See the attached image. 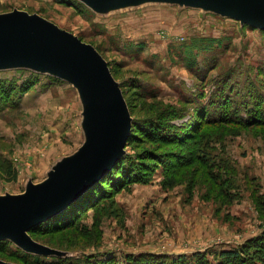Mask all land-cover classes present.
Returning <instances> with one entry per match:
<instances>
[{
    "label": "rangeland",
    "instance_id": "obj_1",
    "mask_svg": "<svg viewBox=\"0 0 264 264\" xmlns=\"http://www.w3.org/2000/svg\"><path fill=\"white\" fill-rule=\"evenodd\" d=\"M121 1L99 9L81 0H0V15H36L92 45L132 122L161 119L160 134L136 127L125 148L133 166L113 186L104 183L95 207L79 213L77 229L28 232L45 252L3 240L0 264H170L195 253L215 262L264 231L263 113L245 127L215 124L191 105L207 103L228 80L231 89L258 95L264 108V29L205 3ZM0 79L13 81L12 101L0 96V197L20 196L85 154L95 135L92 109L75 83L48 67L5 68ZM185 123L188 139L164 141L165 126ZM194 151L211 155L213 166L191 160ZM171 179L176 186L166 187Z\"/></svg>",
    "mask_w": 264,
    "mask_h": 264
},
{
    "label": "water",
    "instance_id": "obj_2",
    "mask_svg": "<svg viewBox=\"0 0 264 264\" xmlns=\"http://www.w3.org/2000/svg\"><path fill=\"white\" fill-rule=\"evenodd\" d=\"M81 1L99 9L114 2ZM177 1L209 4L220 14L264 29V0ZM26 65L48 67L75 83L90 102L95 134L78 161L39 189L0 197V241L45 252L28 232L63 212L114 168L125 154L132 118L119 84L92 45L36 15H0V70Z\"/></svg>",
    "mask_w": 264,
    "mask_h": 264
},
{
    "label": "trees",
    "instance_id": "obj_3",
    "mask_svg": "<svg viewBox=\"0 0 264 264\" xmlns=\"http://www.w3.org/2000/svg\"><path fill=\"white\" fill-rule=\"evenodd\" d=\"M229 83L230 81L225 80L224 82L217 84L216 89L214 90L212 96L209 97L207 103L195 102L191 104L196 106L197 103L198 109H200V112H198L199 115L204 114L206 117V115L211 114V116L205 120L206 122L215 124L234 122L235 124L245 127L256 121L255 117L260 116L257 114V112H262L264 115V108L259 105V99H254L258 95H255V93L252 91H235L229 87ZM7 84H13V81L8 82L6 80L0 79V96H6V98H2L3 101H5L7 98H11L10 100L12 101L13 91L10 90L11 87L8 89ZM24 88L25 89L17 92L15 99H17L19 95L21 96L22 92L29 89L25 86ZM6 89L9 91L6 92ZM15 99L14 102L11 103L14 106H16ZM255 102H258V104ZM259 118L264 119V116ZM160 121L161 119L158 118H153L151 122L143 123H138L137 121L133 120L131 134L128 138L127 145L137 138L135 132L137 130L136 127H140L142 132H145L148 135L151 133L160 134L159 129H157V127L161 125ZM184 127H186V123L183 125V128L181 127L179 130L171 125L168 127L165 126V130L162 132V135H165L166 137L164 141H168V139L172 141V139H175V142L182 143L185 139H188V135L184 132ZM202 153L194 151V153L190 154L189 158L191 160L195 158L200 162H197L199 164H209V166L212 164L211 166H213L215 163L214 158H212L209 154L207 155ZM133 161L134 160H132V157L128 155V153L125 154L106 176H104L95 186L90 188L81 197H79L67 209L31 229L29 231L31 236L34 237L37 234L61 231L65 229H77L79 213L87 206L95 207L93 204H95V200L98 198L97 194L99 190L103 189L104 183L108 181L109 184L113 186V178L125 177L126 169L130 170V168L133 166ZM8 175H12V178H10L11 180H14L16 177V172H14L12 169H9V166ZM165 185L166 187L173 188L176 186V182L174 179H171L170 182ZM260 206L263 207L262 204H260ZM7 243L8 241H0V249L7 248ZM12 254L22 257L25 261L32 263L36 262V258H34V256H27L23 253L16 252H13ZM170 264H264V231L257 238L249 240L241 248L221 252L215 262H211L207 257L195 253L190 257L184 255L180 256L177 260H173V262Z\"/></svg>",
    "mask_w": 264,
    "mask_h": 264
}]
</instances>
